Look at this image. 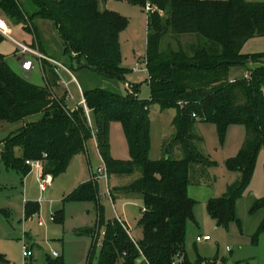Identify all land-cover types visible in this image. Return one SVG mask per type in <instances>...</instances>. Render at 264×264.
Returning <instances> with one entry per match:
<instances>
[{
	"label": "trees",
	"instance_id": "1",
	"mask_svg": "<svg viewBox=\"0 0 264 264\" xmlns=\"http://www.w3.org/2000/svg\"><path fill=\"white\" fill-rule=\"evenodd\" d=\"M164 11L147 14V53L145 57L151 99L136 93L120 97L102 90L82 92L83 104L70 110L67 91L59 90L53 66L42 60L45 87L28 83L11 70L0 55V121H26L17 134L7 138L1 161L8 169L30 172L26 162H40L43 177L63 174L70 161L85 152L86 143L96 140L107 177H133L117 187L121 195L142 199L143 210L137 225L142 239L131 238L127 227L117 219L108 222L98 264H192L185 251L187 225L194 220L195 202L188 197L190 174L195 167L212 168L214 163L195 145L200 141L193 128L196 122L216 126L221 141L228 126L245 127L246 138L239 155L226 162L239 177L226 187L221 198L207 202V211L218 225L236 222L235 204L247 192L259 153L264 149V53L243 55L251 39L264 38V3L249 0H132ZM33 4L35 11L28 13ZM0 12L11 22L32 30L35 18L51 19L65 49L81 61V68L110 78L123 79L118 36L126 27L124 17L100 12L95 0H0ZM190 35L194 43L186 50L176 38ZM166 36L176 41V49L162 48ZM252 65L247 78L224 81L228 67ZM197 80H201L199 85ZM57 90V91H56ZM59 90V91H58ZM174 108L173 134L163 142L161 157L148 159L149 107ZM122 125L130 159L110 157L109 126ZM21 156L14 155V149ZM182 158L174 159V152ZM137 174L138 176H135ZM97 182L90 180L72 191L70 202H97ZM264 209V199L256 203ZM37 213L36 205H25V218ZM98 222L102 209L98 207ZM92 257L90 252L89 258ZM3 259L0 258V263ZM198 259L195 264H202ZM46 264H63L61 258Z\"/></svg>",
	"mask_w": 264,
	"mask_h": 264
},
{
	"label": "rangeland",
	"instance_id": "2",
	"mask_svg": "<svg viewBox=\"0 0 264 264\" xmlns=\"http://www.w3.org/2000/svg\"><path fill=\"white\" fill-rule=\"evenodd\" d=\"M95 1L100 12H114L127 21L126 27L118 36L123 79L104 77L81 68V61L65 49L51 19H33L32 30L29 31L24 30L22 24L6 19L10 37L17 43L31 46L43 58L58 62L71 73L75 82L65 70L59 72L61 82L66 84L68 96L65 104L70 110L82 106L81 93L91 90H102L120 97L136 93L141 100L149 101L151 89L147 82L145 64V7L132 0ZM249 1L264 3V0ZM35 9L31 4L27 12L32 13ZM157 14L163 20L166 18L164 11L159 10ZM0 16L3 17L1 12ZM10 41L0 37V54L8 58L9 66L28 83L45 87V75L37 60L33 59L36 65L30 73L20 71L21 58L14 54L15 47ZM176 41L186 50L194 43V37L178 36ZM176 41L172 36H166L162 41V48L169 45L176 49ZM242 53H264V38L246 42ZM251 66H229L224 81L247 78ZM197 82L199 85L202 83L201 80ZM148 115V159L157 161L161 157L163 142L174 132L172 121L176 110H163L155 103L150 105ZM38 120L39 116L36 115L26 121H0V258L3 259L0 264H46L48 259H55V253L63 264H98L106 225L117 218L120 219L119 222H125L132 239H141L142 230L137 223L143 210L142 199L136 195H121L116 190L117 187L129 184L133 177L110 176L107 180L99 179L96 170L103 167V162L94 138L86 143L84 153L72 158L63 174L54 178L46 177L48 187L45 192L39 190L41 173L34 162L29 164L30 172L27 175L6 168L1 161L4 141L21 131L25 124ZM193 132L201 139L195 142L199 152L212 161L214 166L209 169L198 166L190 174L188 197L195 204L194 220L187 225L185 250L188 261L192 264L198 259L202 264H264V209L256 208V203L264 199V150L258 155L247 192L235 204L236 222L221 226L209 215L207 202L221 198L226 187L238 179V173L229 171L226 162L239 155L246 130L243 125L232 124L228 126L223 141L213 124L196 122ZM108 133L110 157L117 161H128L130 153L122 125L119 122L111 123ZM14 155L17 158L21 156V150L14 149ZM173 158L180 159L182 156L176 151ZM92 179L98 185L96 203L67 200L72 191ZM26 204L36 205L37 213L25 218ZM98 207L102 209L101 223L98 222ZM196 236H208L210 241L196 243ZM24 246H28L31 257L22 256Z\"/></svg>",
	"mask_w": 264,
	"mask_h": 264
},
{
	"label": "built area",
	"instance_id": "3",
	"mask_svg": "<svg viewBox=\"0 0 264 264\" xmlns=\"http://www.w3.org/2000/svg\"><path fill=\"white\" fill-rule=\"evenodd\" d=\"M145 11L147 12V14H153L155 12H159V10L155 7H153L152 5H146L145 6ZM0 35L4 38L7 39H11L10 37V32L6 23V20L0 16ZM13 41V40H12ZM17 48H18V55L21 58V64H20V68L23 72H30L33 68H34V61L32 60L33 58L36 59L39 62V65L41 64V61H47L49 62L54 69L55 74L58 77V83H60V85L65 89L66 84L61 82L60 80V75L59 72L61 70H65L67 73L70 74L72 81L75 82L74 77L71 75V73L65 69L62 65H60L58 62H55L51 59H47V58H43L37 51H35L34 49H32L31 47H28L27 45L24 44H20V43H15ZM32 58V59H31ZM146 64V63H145ZM41 66V65H40ZM138 66V65H137ZM81 92V91H80ZM68 96V93H67ZM81 98H82V104L85 110L86 115L89 114V111L87 110L86 106L84 105V101H83V96L81 93ZM31 162H26L27 165H29ZM36 168L41 170V163L40 162H34ZM96 175L99 177V179H106L107 180V173H106V169L105 167H100L96 170ZM48 187V179L46 177H43L41 175L40 180H39V190L41 192H45L47 190ZM209 237L208 236H203V237H197L196 238V242H202V241H208ZM22 256L24 258H28L32 256V253L30 252L28 246H24L23 247V252H22ZM54 257H58L57 254H54Z\"/></svg>",
	"mask_w": 264,
	"mask_h": 264
},
{
	"label": "crops",
	"instance_id": "4",
	"mask_svg": "<svg viewBox=\"0 0 264 264\" xmlns=\"http://www.w3.org/2000/svg\"><path fill=\"white\" fill-rule=\"evenodd\" d=\"M3 18H5L4 16H3ZM5 20H6V18H5ZM7 21V20H6ZM0 37L1 38H3L1 35H0ZM252 40V39H251ZM13 45H14V47H15V55L16 56H18V57H20L19 55H18V48H17V46H16V44L15 43H17V42H15L14 40L12 41H10ZM24 45H26V44H24ZM28 47H31V46H29V45H27ZM244 47V46H243ZM32 48V47H31ZM33 49V48H32ZM243 49V48H242ZM241 53H242V50H241ZM243 55H249V54H247V53H242ZM0 55H2V56H4L3 54H0ZM5 58H6V61H7V57L6 56H4ZM32 59V58H31ZM34 59V58H33ZM32 59V60H33ZM36 60V59H35ZM37 63L39 64V62L37 61ZM7 64H8V61H7ZM21 64V63H20ZM9 65V64H8ZM35 65H36V63H34V67H35ZM40 66V65H39ZM10 67V66H9ZM41 67V66H40ZM11 68V67H10ZM41 69H42V67H41ZM11 70L13 71V72H15L12 68H11ZM33 70V69H32ZM31 70V71H32ZM20 71L22 72V73H30V72H23L22 70H21V68H20ZM17 75H19L20 77H22L21 76V74H18L17 72H15ZM148 79V78H147ZM45 83H46V81H45ZM58 86H59V84H57ZM59 88H61V90H65L62 86H59ZM66 91V90H65ZM262 150H264V149H262ZM261 150V151H262ZM40 170V169H39ZM40 173H41V170H40ZM117 220H119L120 221V219L119 218H117ZM122 221V220H121ZM123 222V221H122ZM124 224H125V222H123ZM125 226H126V224H125ZM138 226V225H137ZM127 227V226H126ZM142 232V231H141ZM197 237H201V236H196V238ZM196 238H195V242H196ZM142 239V238H141ZM141 239H139V240H141ZM139 240H136V241H139ZM210 241V239L208 240V241H202V242H209ZM185 243H186V240H185ZM196 243H201V242H196ZM186 251V250H185ZM187 257V256H186ZM188 259V258H187Z\"/></svg>",
	"mask_w": 264,
	"mask_h": 264
}]
</instances>
